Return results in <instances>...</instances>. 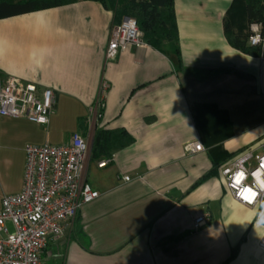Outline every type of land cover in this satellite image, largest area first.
I'll return each instance as SVG.
<instances>
[{
  "label": "crops",
  "instance_id": "crops-1",
  "mask_svg": "<svg viewBox=\"0 0 264 264\" xmlns=\"http://www.w3.org/2000/svg\"><path fill=\"white\" fill-rule=\"evenodd\" d=\"M232 3L174 0L179 68L146 42L106 59L117 23L98 1L0 18V84L16 77L54 92L46 125L0 116V207L22 189L27 144L62 145L79 132L91 152L99 128L132 138L89 159L86 181L98 196L47 240L39 264H264L256 208L238 202L219 173L194 186L214 160L264 142V57L226 40L228 12L234 32L247 29L241 2ZM196 140L203 150L192 152ZM199 212L209 218L194 230Z\"/></svg>",
  "mask_w": 264,
  "mask_h": 264
},
{
  "label": "built area",
  "instance_id": "built-area-1",
  "mask_svg": "<svg viewBox=\"0 0 264 264\" xmlns=\"http://www.w3.org/2000/svg\"><path fill=\"white\" fill-rule=\"evenodd\" d=\"M143 42L136 19L125 16L110 32L106 59H113L128 44ZM248 43L264 44L261 24L249 26ZM103 101L100 94L98 105L103 106ZM53 110L51 88L39 91L34 82L16 77H8L0 84L1 117L46 125ZM188 145L192 152L203 150L198 140ZM24 152L22 189L1 198L0 264H39L47 240L62 236L79 208L98 196L86 181L90 149L79 132H73L66 144H27ZM109 161L102 160L98 166L104 167ZM219 174L232 196L241 204L256 208L255 220L264 224V142L245 147L220 166ZM208 218V212L197 213L192 228L199 229ZM260 244L264 246V237Z\"/></svg>",
  "mask_w": 264,
  "mask_h": 264
},
{
  "label": "trees",
  "instance_id": "trees-1",
  "mask_svg": "<svg viewBox=\"0 0 264 264\" xmlns=\"http://www.w3.org/2000/svg\"><path fill=\"white\" fill-rule=\"evenodd\" d=\"M77 0H0V18L41 10ZM100 2L105 9L113 12L114 22L119 24L123 17L136 19L141 38L148 45L174 58L181 67L174 0H94ZM245 15L246 31L234 32L229 13L223 19L224 35L228 43L235 49L251 56L264 57V44L250 45L248 43V27L252 23L261 24L264 34V0H233V5L240 3ZM231 7L229 11H231ZM132 138L123 129H96L93 136L90 160L101 157H111L118 149L129 145ZM226 153L221 160H214L211 169L202 175L194 186L205 178L219 173L221 165L233 158L238 152Z\"/></svg>",
  "mask_w": 264,
  "mask_h": 264
},
{
  "label": "rangeland",
  "instance_id": "rangeland-1",
  "mask_svg": "<svg viewBox=\"0 0 264 264\" xmlns=\"http://www.w3.org/2000/svg\"><path fill=\"white\" fill-rule=\"evenodd\" d=\"M59 126H61V125H59ZM61 127H62V126H61ZM64 127H65V126H64ZM58 130H59V127H58ZM68 135H69L68 130H66L65 132L63 131V138H67ZM10 175H12V174L10 173ZM11 177H12V176H10V179H11ZM7 226H8V228H9V230H12V228H11V226H10V223H8Z\"/></svg>",
  "mask_w": 264,
  "mask_h": 264
}]
</instances>
